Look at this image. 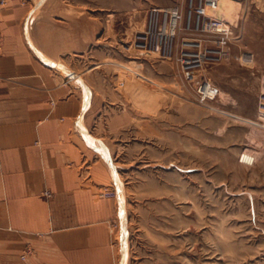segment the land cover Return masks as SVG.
<instances>
[{
	"label": "rangeland",
	"instance_id": "374dc122",
	"mask_svg": "<svg viewBox=\"0 0 264 264\" xmlns=\"http://www.w3.org/2000/svg\"><path fill=\"white\" fill-rule=\"evenodd\" d=\"M190 1L85 2V12L100 14L98 45L60 60L68 72L46 62L84 97L89 87L103 97L90 136L110 160L98 155L119 207L116 264H264V127L255 101L249 93L240 100L219 93L200 102L196 86L162 58L192 37L160 42L144 34L162 27V11L187 12ZM217 9L237 26L245 49H264V0H218ZM220 67L201 70L218 90Z\"/></svg>",
	"mask_w": 264,
	"mask_h": 264
},
{
	"label": "crops",
	"instance_id": "0c3cea01",
	"mask_svg": "<svg viewBox=\"0 0 264 264\" xmlns=\"http://www.w3.org/2000/svg\"><path fill=\"white\" fill-rule=\"evenodd\" d=\"M85 2L0 0V264H116L118 202L100 195L112 174L85 137L103 97L88 86L86 100L42 59L72 61L98 45L100 14ZM249 51L250 69L221 63L219 93H249L257 111L264 49Z\"/></svg>",
	"mask_w": 264,
	"mask_h": 264
},
{
	"label": "built area",
	"instance_id": "2783aa9c",
	"mask_svg": "<svg viewBox=\"0 0 264 264\" xmlns=\"http://www.w3.org/2000/svg\"><path fill=\"white\" fill-rule=\"evenodd\" d=\"M192 1L187 12H183L177 6L162 11L164 13L162 27L160 26L156 32L144 31V34L159 35L160 42L165 39L178 41L181 34L192 37L176 42L174 53L163 55L162 58L175 64L185 81L196 86L200 102H210L219 96V90L201 73L203 67L223 62H235L241 66L252 67L255 57L242 44L237 26L214 15L218 0H198L194 4ZM257 118L264 127V87L258 97ZM44 194L46 197L51 196L49 191H45ZM100 195L115 199L116 191L109 188ZM24 257L25 255H22V258Z\"/></svg>",
	"mask_w": 264,
	"mask_h": 264
},
{
	"label": "bare ground",
	"instance_id": "6f19581e",
	"mask_svg": "<svg viewBox=\"0 0 264 264\" xmlns=\"http://www.w3.org/2000/svg\"><path fill=\"white\" fill-rule=\"evenodd\" d=\"M218 8V4H217V6H216V8L214 9V15L217 17V18H219V19H222V18H220L218 15H217V9ZM42 59L45 61V62H47V63H49V64H51V65H53V66H57L58 67V69L60 68L61 70H64V71H66V72H68L66 69H65V67H63V66H60V64L59 63H54V62H52V61H50V60H48V59H46L45 57H42ZM59 64V65H58ZM84 87H85V89H87V86L84 84ZM84 90V89H83ZM84 92V91H83ZM90 94V91L89 90H85V98H86V100H88L89 99V95ZM84 136V135H83ZM85 137H86V139L88 140V142H90L93 146H94V148H95V150L99 153V154H101L102 156H104L106 159H107V161L109 160V158L107 157L108 156V152H107V149L105 148V146L104 145H102L99 141H97V140H95V139H93L87 132H85ZM244 156L247 158V159H253V154L251 155V154H249V153H244ZM104 158V159H105ZM110 161V160H109ZM109 161H108V163H109ZM112 164V163H111ZM111 168H112V165H111ZM115 175V180H116V182L118 181V195H119V198H120V200H121V202H123V197H124V193H123V189H122V185H121V182L122 181H120L119 180V178H117V176H116V174H114ZM122 205H121V212H122V209H123V203H121ZM125 229V228H124ZM124 235V234H123ZM125 237H126V234L124 235ZM126 240V239H125ZM125 242V241H124ZM124 255V254H123Z\"/></svg>",
	"mask_w": 264,
	"mask_h": 264
}]
</instances>
